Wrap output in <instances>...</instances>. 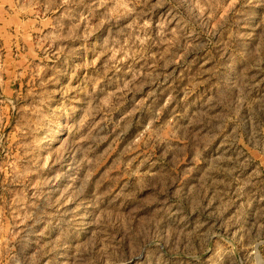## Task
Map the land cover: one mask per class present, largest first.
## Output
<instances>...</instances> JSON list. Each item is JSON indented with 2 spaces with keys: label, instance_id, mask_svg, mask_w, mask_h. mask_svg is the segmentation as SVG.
I'll return each mask as SVG.
<instances>
[{
  "label": "rangeland",
  "instance_id": "obj_1",
  "mask_svg": "<svg viewBox=\"0 0 264 264\" xmlns=\"http://www.w3.org/2000/svg\"><path fill=\"white\" fill-rule=\"evenodd\" d=\"M0 264H264V0H0Z\"/></svg>",
  "mask_w": 264,
  "mask_h": 264
}]
</instances>
